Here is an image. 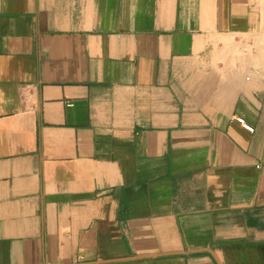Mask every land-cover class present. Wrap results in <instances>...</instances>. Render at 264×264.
Here are the masks:
<instances>
[{"label":"crops","instance_id":"crops-1","mask_svg":"<svg viewBox=\"0 0 264 264\" xmlns=\"http://www.w3.org/2000/svg\"><path fill=\"white\" fill-rule=\"evenodd\" d=\"M0 264H264V0H0Z\"/></svg>","mask_w":264,"mask_h":264},{"label":"built area","instance_id":"built-area-1","mask_svg":"<svg viewBox=\"0 0 264 264\" xmlns=\"http://www.w3.org/2000/svg\"><path fill=\"white\" fill-rule=\"evenodd\" d=\"M236 121L246 130L252 132L253 131V127H251L250 125H248L244 119L242 118H237Z\"/></svg>","mask_w":264,"mask_h":264}]
</instances>
